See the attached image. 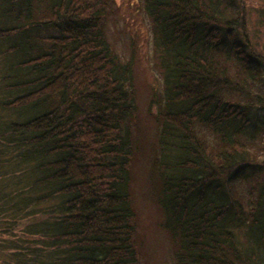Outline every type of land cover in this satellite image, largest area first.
Instances as JSON below:
<instances>
[{"label": "trees", "instance_id": "1", "mask_svg": "<svg viewBox=\"0 0 264 264\" xmlns=\"http://www.w3.org/2000/svg\"><path fill=\"white\" fill-rule=\"evenodd\" d=\"M143 2L165 80L151 101L149 175L176 263L264 264V56L243 2ZM105 3L0 0V252L10 263L141 264L134 79L107 40Z\"/></svg>", "mask_w": 264, "mask_h": 264}, {"label": "rangeland", "instance_id": "2", "mask_svg": "<svg viewBox=\"0 0 264 264\" xmlns=\"http://www.w3.org/2000/svg\"><path fill=\"white\" fill-rule=\"evenodd\" d=\"M104 31L111 48L122 62H129L135 90L136 117L132 123L134 145L141 149L132 160L130 193L135 210L141 264H177L176 242L164 228V215L153 198L150 182V160L154 151L158 121V105L152 104L164 90L163 71L156 62L153 27L144 10L143 0H105ZM246 17V33L256 53L264 56V0H242ZM264 178V173L261 174ZM239 189L246 192L245 183ZM13 226L21 235L23 220ZM20 223V224H19ZM9 224H14L12 221ZM1 225V224H0ZM7 227L6 225H2ZM2 229H0V236ZM6 234V233H5ZM1 243V241H0ZM1 249V247H0ZM6 252V250L4 251ZM0 264H13L0 252Z\"/></svg>", "mask_w": 264, "mask_h": 264}]
</instances>
